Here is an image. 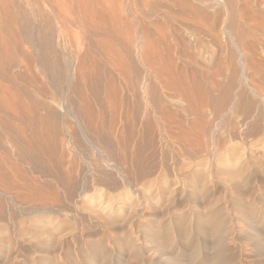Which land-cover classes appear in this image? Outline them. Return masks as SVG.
<instances>
[{
  "label": "rangeland",
  "instance_id": "obj_1",
  "mask_svg": "<svg viewBox=\"0 0 264 264\" xmlns=\"http://www.w3.org/2000/svg\"><path fill=\"white\" fill-rule=\"evenodd\" d=\"M0 1V264H264V104L245 85L237 91L241 63L249 73L247 58L264 59L263 36L250 11L203 7L195 19L169 0H89L94 9H113L106 18H92L97 33L69 27L64 45L53 43L47 51L51 66L44 70L39 29L50 11L45 5L55 10L56 0ZM8 14L15 17L10 32L3 28ZM21 16L30 22L28 33ZM48 20L54 29L53 16ZM80 55L87 58L81 67ZM139 55L150 82L173 88L159 91L151 104L141 98L142 68L137 82L125 77ZM72 71L76 92L67 89ZM254 84L263 95L264 84ZM237 95V121L233 115L222 119ZM59 103L77 116L83 104L93 109L99 133L91 127L90 138L99 140L104 159L131 184L81 140ZM127 127L133 135L128 145L122 136ZM99 137H109L110 145ZM133 151L137 168L126 159Z\"/></svg>",
  "mask_w": 264,
  "mask_h": 264
},
{
  "label": "bare ground",
  "instance_id": "obj_2",
  "mask_svg": "<svg viewBox=\"0 0 264 264\" xmlns=\"http://www.w3.org/2000/svg\"><path fill=\"white\" fill-rule=\"evenodd\" d=\"M15 1V0H14ZM106 1V0H105ZM152 1V0H151ZM169 1H171L172 3H173V5H176V6H184V7H186L187 9H188V11H189V13H190V15H192V17L193 18H195V19H198L199 17H200V15H201V11H202V8L204 7V8H213V7H217V6H224V7H226L227 8V11H228V9H231L233 6H237L239 9H240V11L241 12H244V11H250L251 12V15H250V17L249 18H251V21L252 22H254V25H255V30L257 29V31H260V32H258L259 34L261 33V36H263V41H264V0H195V3H193V1L191 2V0H169ZM1 2V1H0ZM29 2V1H28ZM46 3H47V1H45ZM44 2V3H45ZM56 3H57V9H55V10H53V9H51V6L47 3V5H45L50 11H48V13H45L43 16V18H41V21H42V23H41V27H40V29H39V47L41 48V56H40V64H41V66H42V68L44 69V70H46L48 67H49V65H50V61H49V59L47 58L48 56H47V54H48V50L50 49V47H51V45L53 44V43H55L58 47H60V45L62 46V45H64V43H65V41H66V39H67V37H68V28L69 27H75L77 24H80V26L83 28V29H86L87 28V26H88V28H89V30L88 31H90L92 34L93 33H97V30H98V27L96 26V24L94 23L95 21H92V18H96L98 15H100L101 17H103V18H106L107 17V9H105V7H102V6H99L98 8H96V9H94L95 7H97V6H90V3H91V1H90V3H89V0H56ZM96 2L94 1L92 4H95ZM0 5H1V3H0ZM187 5V6H186ZM190 6H192L193 7V9H191L190 8ZM1 7V6H0ZM2 7H4V6H2ZM50 7V8H49ZM183 7V8H184ZM189 7V8H188ZM55 8V7H54ZM253 8H256V9H258L259 11L257 12V11H253ZM2 9H4V8H2ZM113 9V8H112ZM112 9H108L109 11H111ZM1 10V9H0ZM6 11H7V9H6ZM1 12H3L2 10H1ZM12 12V11H11ZM117 12V11H116ZM114 13H115V11H114ZM46 15V16H45ZM50 15H52L53 16V18H54V21H55V24H56V26H55V28L54 29H52L51 28V23H50V21L48 20V16H50ZM241 15V14H240ZM118 16V15H117ZM227 17H228V15H226ZM22 17V16H21ZM113 17V16H112ZM1 18H2V14H1ZM5 18V17H4ZM226 18V17H225ZM229 18V17H228ZM14 19H15V17H14V15L13 14H8L7 15V22H6V24H4V26H3V28H5L6 27V29L10 32V27H12V24H14ZM116 19V18H115ZM120 19V18H119ZM236 19V18H235ZM243 19V18H242ZM2 20V19H1ZM5 20V19H4ZM51 20V19H50ZM97 20V19H96ZM108 20V19H107ZM175 20V19H174ZM184 20V19H183ZM256 20H257V22H256ZM89 21V22H88ZM100 21V20H99ZM40 22V21H39ZM224 22V21H223ZM240 22V21H239ZM238 22V23H239ZM4 23V22H3ZM96 23H98V22H96ZM100 23V22H99ZM187 23V22H186ZM191 23V22H190ZM233 23V22H232ZM34 24V23H33ZM53 24V23H52ZM111 24V23H110ZM185 24V23H184ZM199 23H198V21L197 20H193L192 21V23H191V26L192 27H195V28H197V26H199L198 25ZM253 24V23H252ZM106 25V24H105ZM30 22L28 21V19L27 18H25V17H22V18H20V27L22 28V30L25 32V33H28L29 32V30H30ZM103 26V25H102ZM224 26V25H223ZM237 26H240L239 24L237 25ZM251 26V25H250ZM108 27V26H107ZM122 27V26H121ZM210 27V26H209ZM252 27H254L253 25H252ZM251 27V28H252ZM111 28V27H110ZM238 28V27H237ZM237 28H236V30H237ZM100 29V28H99ZM107 29V28H106ZM224 29V28H223ZM253 29V28H252ZM239 30V29H238ZM254 30V29H253ZM254 30V31H255ZM109 31V30H108ZM211 31V30H210ZM225 31V30H224ZM256 31V32H257ZM5 32H7V31H5ZM101 32V31H100ZM70 33V32H69ZM225 33V32H224ZM230 33V32H229ZM257 34V33H256ZM11 35V34H10ZM28 35V34H27ZM76 35H78V34H76ZM119 35V34H118ZM237 35V34H236ZM115 36H117V35H115ZM140 36V35H139ZM234 36V35H233ZM261 36H260V39H261ZM213 37V36H212ZM89 38V37H88ZM141 38V37H140ZM231 38V37H230ZM111 39V38H110ZM122 39V38H121ZM212 39V38H211ZM68 40V39H67ZM119 40H120V37H119ZM127 40H128V38H127ZM126 40V41H127ZM135 40V39H134ZM142 40V39H141ZM213 40V39H212ZM124 41V40H123ZM122 41V42H123ZM125 41V42H126ZM130 41V40H129ZM139 41H140V39H139ZM144 41V40H143ZM236 41V40H235ZM260 42H261V40H259ZM137 42V41H136ZM142 42V41H141ZM183 42V41H182ZM124 43V42H123ZM230 43V42H229ZM263 43V42H262ZM126 44V43H125ZM129 44V43H128ZM138 44H139V42H138ZM245 44H246V42H245ZM261 44V43H260ZM149 45V44H148ZM234 45V44H233ZM242 45V44H241ZM126 46V45H125ZM127 46H129V45H127ZM154 46H156V45H154ZM186 46V45H185ZM235 46V45H234ZM246 46V45H245ZM257 46V45H256ZM112 47V46H111ZM152 47V46H151ZM150 47V48H151ZM263 47V46H262ZM236 48H238V47H236ZM244 48V47H243ZM250 48V47H249ZM64 49V48H63ZM104 49V48H103ZM129 49V48H128ZM156 49V48H155ZM252 49V48H251ZM53 50V49H52ZM115 50V49H114ZM130 50V49H129ZM128 50V52H129V56H131V53H130V51ZM147 50V49H146ZM255 50V49H254ZM253 49H252V52L251 53H254L255 54V51H254ZM258 50V49H257ZM50 51V50H49ZM119 51V50H118ZM139 51V50H138ZM157 51V50H156ZM195 51L197 52L196 54H198V53H200V52H198V47L197 46H195ZM237 51L239 52V55L240 56H242V53L239 51V49H237ZM9 52V51H8ZM46 52V53H45ZM99 52H101V51H99ZM103 53V52H102ZM117 53V52H116ZM141 53H142V51L140 52V55H141ZM145 53V52H144ZM261 53V52H260ZM22 54V53H21ZM113 54V53H112ZM111 54V55H112ZM258 54V53H257ZM97 55V54H96ZM137 56L136 58H135V62L138 64L136 67L135 66H133L134 68H133V70L131 71V73H129L128 75H126L127 74V71L125 70L124 72H126V74H125V77L126 76H128L127 78H129V80L133 83L135 80H136V82H137V75H138V71H139V69L140 68H142V72H144L143 74L145 75L146 74V79H144V81L142 82L143 84H144V86L141 88V95H142V101L144 102V103H149L150 102V104H151V101L153 102V99H155V97H159V96H157V94H158V92L159 91H163L164 92V88H169V87H167L166 85H163V83L162 84H160L158 81H160V80H158L157 79V82L155 83V82H150V80H149V68H148V64L146 65V63H147V61L146 62H144L142 59V57L141 56ZM147 55H148V53H147ZM155 55V54H154ZM250 55V54H249ZM251 55H253V54H251ZM81 56V55H80ZM145 56V58L144 59H146V55H144ZM150 56V55H149ZM200 56V55H199ZM246 56V55H245ZM152 57H153V55H152ZM256 57V56H255ZM114 58V57H113ZM148 58V57H147ZM149 58H151V57H149ZM242 58V57H241ZM258 58H259V56H258ZM162 59V58H161ZM169 59V58H168ZM248 59L249 58H247V69H248V72L249 73H246V66L243 64V63H241V67H242V72H241V76H240V78H241V82H240V84H239V86H238V89H237V91L238 90H240V89H242V87H243V85H245V86H247L248 87V89H249V92H250V94L252 95V96H255L256 98H257V100H258V102H259V104H264V94L262 95H260L259 94V92L261 91L262 92V88H260V90H259V88H257L256 87V85L254 84V82H256V81H259L260 83H263L264 84V68H261V66H263L264 67V59L263 58H259V61L258 62H256V63H249L248 62ZM10 60V59H9ZM85 60H87V58H86V56L84 55V56H81L80 57V60H79V67H81L82 66V64L84 63L83 61H85ZM149 60V59H148ZM153 61H155V59H154V57H153V59H152ZM150 61L151 60H149V63H150ZM171 61V60H170ZM93 63V62H92ZM4 64V63H3ZM52 64V63H51ZM156 64L157 63H154V66L156 67ZM195 64V63H194ZM7 65V64H6ZM77 65V64H76ZM94 65V64H93ZM114 65V64H113ZM151 65H152V63H151ZM51 66V65H50ZM121 66V65H120ZM163 66V65H162ZM126 67H127V65H126ZM157 67H159V66H157ZM118 68V67H117ZM117 68H115L116 69V71L117 72H120L119 71V69H117ZM128 68V67H127ZM165 68H167V67H165ZM3 69H4V67H3ZM129 69V68H128ZM59 70V69H58ZM120 70H121V67H120ZM88 71V70H87ZM87 71H85L84 72V74L85 75H90V74H92V73H90V72H87ZM114 71V70H113ZM116 71H115V73H116ZM252 71V72H251ZM161 72V71H160ZM96 73V72H95ZM114 73V72H113ZM167 73V72H166ZM173 73V72H172ZM171 73V74H172ZM119 74V73H118ZM118 74H117V76H118ZM176 74V73H175ZM113 75V74H112ZM120 75H121V73H120ZM162 75V74H161ZM177 75H178V73H177ZM182 75V74H181ZM81 76V75H80ZM171 76H173V75H171ZM119 77V76H118ZM122 77V76H121ZM157 77V76H156ZM181 77V76H180ZM159 78V77H158ZM170 78V77H169ZM172 78V82H175V81H173V79L175 78V77H171ZM170 78V79H171ZM190 78V77H189ZM230 78V77H229ZM94 79L95 80H97V81H99L100 80V71H97V73L95 74V76H94ZM120 79V78H119ZM122 79V78H121ZM160 79V78H159ZM177 79V78H176ZM232 79V78H231ZM25 80V79H24ZM78 82V78H76V73H73V71L71 72V75L70 76H68L67 77V81H68V83L71 85H69V87L67 88V89H70V88H72V86H73V91H75L76 92V81ZM169 80V79H168ZM175 80V79H174ZM186 80H187V78H186ZM189 80V79H188ZM187 80V81H188ZM161 81H162V78H161ZM178 81V80H177ZM183 81V80H182ZM191 82H192V77H191V80H190ZM215 81V80H214ZM164 82V81H163ZM171 82V81H170ZM171 82V83H172ZM194 82V81H193ZM122 83V82H121ZM170 83V84H171ZM185 83H187V82H185ZM126 84V83H125ZM127 84H129V83H127ZM170 84H169V86H170ZM173 84V83H172ZM174 85H176V84H174ZM181 85V84H180ZM183 85V84H182ZM188 84H186V85H184V87L185 86H187ZM191 85H193V84H191ZM119 86V85H118ZM129 86H130V84H129ZM122 87V86H121ZM174 87H176V86H174ZM192 87V86H191ZM217 87V86H216ZM75 88V89H74ZM125 88V87H124ZM132 88V87H131ZM188 88V87H187ZM187 88H186V90H187ZM193 88H195V87H193ZM197 88V87H196ZM195 88V89H196ZM78 89V88H77ZM171 89H173V88H171ZM170 88H169V90H171ZM218 89V88H217ZM115 90V89H114ZM113 90V91H114ZM198 90V89H197ZM197 90H196V92H197ZM212 90V89H211ZM225 90V89H224ZM128 91V90H127ZM168 91V90H167ZM172 91V90H171ZM175 91V90H174ZM177 91H179V90H177ZM236 91V92H237ZM259 91V92H258ZM131 92H132V90H131ZM131 92H130V94H131ZM186 92V91H185ZM257 92V93H256ZM260 92V93H261ZM38 93H39V91H38ZM117 93V92H116ZM116 93H115V96H116ZM120 93V92H119ZM180 93H181V91H180ZM180 93H179V95H180ZM187 93V92H186ZM201 93V92H200ZM223 93H224V91H223ZM13 94V93H12ZM40 94V93H39ZM132 94H134V93H132ZM161 94V93H160ZM188 94V93H187ZM195 94L196 93H194V96H195ZM212 94V93H211ZM42 95V94H41ZM119 95V94H118ZM135 95V94H134ZM176 95V94H175ZM178 95V96H179ZM182 95V94H181ZM191 95H192V93H191ZM199 95V94H198ZM197 95V96H198ZM200 95H202V94H200ZM205 95V94H204ZM207 95H208V93H207ZM234 95V94H233ZM12 96V95H11ZM177 96V95H176ZM183 96V95H182ZM190 96V95H189ZM188 96V97H189ZM196 96V97H197ZM163 97V96H162ZM184 97V96H183ZM183 97H181V98H183ZM191 97V96H190ZM202 97V96H201ZM206 97V96H205ZM55 98V97H54ZM109 98V97H108ZM165 99H169V97H167L166 98V96L164 97ZM192 98V97H191ZM204 98V97H203ZM202 98V99H203ZM223 98V97H222ZM221 98V103L219 102V105L221 106V105H223L224 103H225V99L223 98L222 99ZM241 98H242V95L241 96H239V95H237L235 98H234V100L232 101V103L230 104V106L228 107V109H227V111H226V113H222L223 114V116L221 117L222 119L226 116V115H233V117L235 118V120L237 121V118H236V116H234V114H235V104H236V102L237 103H239V105L241 106V104H242V100H241ZM249 98V97H248ZM252 98V97H251ZM109 99H111V98H109ZM121 99V98H120ZM177 99H178V97H177ZM179 99H180V97H179ZM198 99V98H197ZM199 99H201V98H199ZM254 99V98H253ZM5 100V99H4ZM55 100V99H54ZM82 101H81V103H85V101H84V98H82L81 99ZM117 100H119V99H117ZM171 99H169V101H170ZM173 100V99H172ZM172 100H171V102H172ZM176 100V99H175ZM175 100H173V102L175 101ZM184 100H186V99H183V101ZM191 100V99H190ZM189 100V101H190ZM193 100H195L194 98L192 99V101ZM204 100H205V98H204ZM17 101V100H16ZM112 101V100H111ZM116 101V100H115ZM121 101V100H120ZM159 101V100H158ZM162 101V100H161ZM198 101V100H197ZM202 101V100H201ZM214 101V100H213ZM2 102V101H1ZM6 102V101H5ZM15 102V101H14ZM176 102H178V101H176ZM179 102H182V101H180L179 100ZM179 102L177 103V105L179 104ZM185 102H187V101H185ZM184 102V103H185ZM199 102V101H198ZM215 102V101H214ZM217 102V101H216ZM80 103V104H81ZM155 103V102H154ZM158 103H160V102H158ZM183 103V102H182ZM205 103H209L208 102V100H207V102L205 101ZM1 104V103H0ZM41 104V103H40ZM121 104V103H120ZM149 104V105H150ZM186 105H184V106H187V103H185ZM191 104H194V102L193 103H191ZM197 104V103H196ZM195 104V105H196ZM199 104H200V102H199ZM197 105V106H200V105ZM258 104V103H257ZM2 105V104H1ZM5 105H6V103H5ZM13 105V104H12ZM20 104H18L17 106H19ZM22 105V104H21ZM180 105H182V104H180ZM182 105V106H183ZM195 105H194V107H195ZM203 105H205L204 104V102H203ZM219 105H218V107H219ZM57 106L59 107V108H61V109H63V107H62V105H60V103L59 104H57ZM88 106V105H87ZM93 106V105H92ZM160 106V105H159ZM179 106V105H178ZM196 106V107H197ZM202 106V105H201ZM206 106V105H205ZM208 106V105H207ZM20 108H21V106H19ZM19 107H17V108H19ZM152 107H154V105L152 106ZM181 107V106H180ZM187 107H189V105L187 106ZM190 107H191V105H190ZM193 107V108H194ZM204 107V106H203ZM214 107V106H213ZM256 107V106H255ZM71 108V107H70ZM91 108V107H90ZM89 107H86L84 104L82 105V107H81V110H80V112L79 111H77V113H78V116H80V117H78L77 115H75L74 113H72L73 112V110H72V112L71 111H65L64 109V111L65 112H67V113H69L70 114V117L73 119V121H74V123L73 124H75L76 125V131H77V134L80 136V138H81V140L85 143V144H87L90 148H92L95 152H96V154H98V156H100V158H102L104 161H105V163L109 166V167H112V168H115V170H116V173H117V170H118V172H119V177L123 180V182L124 183H126L127 185H129V184H131V182L130 183H128V181H126V179H125V177H124V175H126V174H124V172L122 171L121 172V169L119 168V167H117L116 165H110L109 164V162L107 161V160H105L104 159V157H103V154H102V152H101V150H100V148L102 147V144H99V140L98 141H93L90 137V135H89V131L91 130L90 128L92 127V129L95 131V133L96 134H98L99 133V128H98V126H97V121L94 119V115H95V113H94V111H93V109H90ZM192 108V107H191ZM190 108V109H191ZM199 108V107H198ZM197 108V109H198ZM208 108V107H207ZM216 108V107H215ZM215 108H213V109H215ZM257 108H258V106H257ZM14 109H15V107H14ZM42 109V108H41ZM152 109H154V108H152ZM186 109V108H185ZM185 109H183L182 111H184ZM188 109V108H187ZM202 109V108H201ZM22 110H24V109H22ZM26 110V109H25ZM40 110V109H39ZM132 110V109H131ZM159 110V109H158ZM161 110V109H160ZM174 110V109H173ZM189 110V109H188ZM198 110H200V109H198ZM203 110H204V108H203ZM217 110V109H216ZM242 110V114H244V112H246L248 109L247 108H242L241 109ZM49 111V110H48ZM130 111V110H129ZM197 111V110H196ZM195 111V112H196ZM217 111H219V110H217ZM258 111V110H257ZM8 112V111H7ZM165 112V111H164ZM167 112V111H166ZM186 112V111H185ZM191 112H194V111H191ZM224 112V111H223ZM239 111H237V113H238ZM161 113V112H160ZM173 113V112H172ZM218 113V112H217ZM217 113H215V114H217ZM241 113V112H240ZM247 113V112H246ZM257 113V112H256ZM12 114V113H11ZM26 114V113H25ZM54 113H52V115H53ZM68 114V115H69ZM122 114V113H121ZM156 114V113H155ZM159 114V113H158ZM167 113H165V115H166ZM169 114V113H168ZM189 114V113H188ZM192 115H193V113H191ZM202 114H203V112H202ZM27 115V114H26ZM119 115H120V112H119ZM125 115V114H124ZM196 117L198 118V115L199 114H197V112H196ZM219 115H221V114H219ZM15 116H17V115H15ZM170 116H172L171 114H170ZM187 116V115H186ZM201 116V115H200ZM206 116V115H205ZM208 116V115H207ZM217 116V115H216ZM6 117V116H5ZM19 117V116H18ZM69 117V116H68ZM97 117V116H96ZM156 117V116H155ZM166 117V116H165ZM213 117H215L214 115H213ZM232 117V116H231ZM230 117V118H231ZM9 118V117H8ZM129 118H131L130 116H129ZM171 118H173V116L171 117ZM192 118H193V116H192ZM4 119V118H3ZM56 119H57V117H56ZM125 119H127L126 117H125ZM170 119V118H169ZM196 119V118H195ZM200 119H201V117H200ZM204 119V118H203ZM225 119V118H224ZM34 120V119H33ZM173 120V119H172ZM4 121V120H3ZM6 121V120H5ZM19 121V123L20 124H18L19 126H21V123H24V122H21L20 120H18ZM23 121V120H22ZM88 121V122H87ZM133 121V120H132ZM171 121V120H170ZM175 120H173V123L175 124V122H174ZM203 120H201V122H202ZM205 121V120H204ZM203 121V122H204ZM221 121V120H220ZM225 121V120H224ZM15 122H16V120H15ZM127 122V121H126ZM195 122V121H194ZM218 122H219V120H218ZM33 123H35V122H33ZM133 123V122H132ZM199 123V122H198ZM2 124V123H1ZM9 124V123H8ZM169 124V123H168ZM177 124H178V122H177ZM196 124H197V121H196ZM206 124V123H205ZM210 124V123H209ZM6 125V124H5ZM90 125V126H89ZM182 123H181V127L180 128H182ZM195 125V124H194ZM193 125V126H194ZM198 125H200V124H198ZM19 126H17V127H19ZM128 126H130V125H128ZM223 126H224V124H223ZM240 126H241V124H240ZM243 126H244V124H243ZM6 127V126H5ZM37 127V126H36ZM179 127V125L177 126V128ZM184 127V126H183ZM196 127H197V129H198V127H200V126H197L196 125ZM203 127V126H202ZM205 127V126H204ZM220 127V126H219ZM8 128V127H7ZM21 128H23V127H19V130H21ZM66 129H67V127H65ZM134 127H132V129H133ZM185 128V127H184ZM241 128H242V126H241ZM18 129V128H17ZM25 129V128H24ZM32 129V128H31ZM90 129V130H89ZM196 129V130H197ZM200 129V128H199ZM212 129H214V127L212 128ZM240 129V128H239ZM89 130V131H88ZM188 130V129H187ZM203 130H204V128H203ZM23 131V130H22ZM37 131V130H36ZM35 131V133L37 134V132ZM119 131V130H118ZM136 131H138L137 130V128H136ZM182 131H184V129L182 130ZM185 131H186V129H185ZM190 131V130H189ZM193 131H194V129H193ZM198 131V130H197ZM212 131H214V130H212ZM17 132V131H16ZM102 132V131H101ZM120 132V131H119ZM199 132V131H198ZM211 132V131H210ZM18 133H20V132H18ZM23 133V132H22ZM44 133V132H43ZM94 133V134H95ZM118 133V132H117ZM116 133V134H117ZM185 132H183V134H184ZM195 133V132H194ZM13 134V133H12ZM12 134H11V136H12ZM25 134V133H24ZM90 134H93L92 132L90 133ZM96 134H95V136H96ZM182 134V135H183ZM203 134V133H202ZM8 135H9V133H8ZM26 135V134H25ZM108 135V134H107ZM106 135V136H107ZM177 135H179V134H177ZM181 135V134H180ZM189 135V134H188ZM187 134H186V137L188 136ZM196 135V134H195ZM194 135V137H196ZM198 135V134H197ZM42 136H43V134H42ZM47 136V135H46ZM122 136L124 137V138H126L125 140H123L124 142H125V144L126 145H128V143L130 144V140L132 139V130H131V128L129 127H127V128H125V130H124V132H122ZM184 136V135H183ZM182 136V137H183ZM201 136H203V135H201ZM109 137H110V135H109ZM109 137H99L100 139H103L105 142H106V144H109L110 145V143H109ZM181 137V139H183ZM185 137V136H184ZM190 137V136H189ZM37 138V137H36ZM46 138V137H45ZM97 139H98V137H96ZM116 139L118 138V137H115ZM180 138V137H179ZM188 138V137H187ZM190 138H192V136L190 137ZM212 138V137H211ZM12 139V138H11ZM38 139V138H37ZM111 139V138H110ZM119 139V138H118ZM177 139V138H176ZM48 140V139H47ZM14 141V140H13ZM40 141V140H39ZM114 141V140H113ZM116 141V140H115ZM198 141V140H197ZM212 141V140H211ZM40 142H42V141H40ZM112 142V141H111ZM117 142H118V140H117ZM123 142V143H124ZM135 142V141H134ZM193 142V141H192ZM196 142V141H195ZM205 142V141H204ZM53 143V142H52ZM115 143V142H114ZM122 143V144H123ZM132 143V142H131ZM186 142L184 141V144H185ZM197 143V142H196ZM201 143V142H200ZM214 143H215V141H214ZM28 144V143H27ZM51 144V143H50ZM121 144V143H120ZM123 145V147L121 146H118V147H120L121 149H123V148H126V145ZM133 144V143H132ZM135 145H136V142L134 143ZM133 144V145H134ZM187 144V143H186ZM192 144V143H191ZM195 144V143H194ZM210 144V143H209ZM39 145H40V143H39ZM43 145H44V143H43ZM52 145V144H51ZM50 145V146H51ZM97 145V146H96ZM101 145V146H100ZM117 145H119V144H117ZM134 145V146H135ZM188 145V144H187ZM49 146V147H50ZM53 146V145H52ZM104 146H106L105 144H104ZM188 146H190V145H188ZM193 146V144L189 147V148H191ZM196 147H197V145H195ZM117 147V148H118ZM130 147V146H129ZM132 147V146H131ZM195 147V148H196ZM200 147V146H199ZM198 147V148H199ZM73 148V147H72ZM104 148V147H103ZM120 148H118V149H120ZM128 148V147H127ZM134 148V147H133ZM140 148V147H139ZM194 148V149H195ZM198 148H196L197 150H198ZM55 149V148H54ZM120 149V150H121ZM130 150L132 149V148H129ZM137 149V148H136ZM193 149V148H192ZM51 150H52V148H51ZM196 150V151H197ZM190 151H193V150H190ZM261 151V150H260ZM122 152V151H121ZM130 152V151H129ZM24 153V152H23ZM196 153V152H195ZM95 154V153H94ZM194 154V153H193ZM193 154H191V155H193ZM128 155H130V157H127L126 156V159H130V161H131V164L133 163V165H131V166H133L134 168H137V163H138V161H137V156H136V153H135V151H133L132 153H130V154H128ZM195 155V154H194ZM215 155V154H214ZM54 157V156H53ZM125 157V156H124ZM192 157V156H191ZM29 158V157H28ZM38 158V157H37ZM32 159V158H31ZM55 159V158H54ZM44 160V159H43ZM54 166V165H53ZM123 167V166H122ZM206 168V167H205ZM124 174V175H123ZM139 175V174H138ZM236 175V174H235ZM56 176V175H55ZM60 177V176H59ZM118 177V176H117ZM129 177V176H128ZM126 178H127V176H126ZM131 180V179H130ZM69 181H70V179H69ZM118 182V181H117ZM184 182V181H183ZM69 183V182H68ZM123 183V184H124ZM120 186H121V184H119ZM112 186V185H111ZM113 186H115V185H113ZM83 187V186H82ZM109 189H110V187H109ZM86 191V190H85ZM104 208H105V206H104ZM103 210H105V209H103ZM102 210V211H103ZM107 210V209H106ZM97 211V210H96ZM105 212V211H104ZM97 213V212H96ZM104 214V213H103ZM260 245L262 244V243H259ZM264 246V245H263ZM175 263V262H174ZM172 264H173V262H172ZM177 264H178V262H177Z\"/></svg>",
  "mask_w": 264,
  "mask_h": 264
}]
</instances>
